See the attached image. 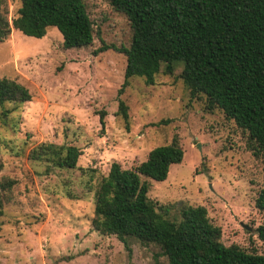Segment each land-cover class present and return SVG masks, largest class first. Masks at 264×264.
Masks as SVG:
<instances>
[{"label":"rangeland","instance_id":"obj_1","mask_svg":"<svg viewBox=\"0 0 264 264\" xmlns=\"http://www.w3.org/2000/svg\"><path fill=\"white\" fill-rule=\"evenodd\" d=\"M0 1L12 21L20 3ZM84 1L100 29L89 46L65 49L56 27L42 38L13 29L0 41V78L32 93L30 101L0 105V264H168L158 245L101 234L92 219L112 163L136 166L174 137L183 161L163 181L143 177L149 197L169 206L170 218H180L183 205H203L226 246L264 254V210L256 207L264 155L221 108L208 109L206 95L191 96L180 67L159 73L154 84L134 76L120 94L127 58L116 48L130 44L129 21L109 0ZM103 45L109 48L97 51ZM120 100L128 118L119 113ZM43 142L80 147L77 166L30 157Z\"/></svg>","mask_w":264,"mask_h":264},{"label":"trees","instance_id":"obj_2","mask_svg":"<svg viewBox=\"0 0 264 264\" xmlns=\"http://www.w3.org/2000/svg\"><path fill=\"white\" fill-rule=\"evenodd\" d=\"M13 1L20 5L12 21L0 1V41L13 29L42 38L56 27L63 47L69 49L89 46L100 35L84 0ZM109 1L128 19L132 31L130 44L116 48L127 58L120 94L134 76L154 84L159 73L172 75L180 67L191 96L206 95L208 109L221 108L248 133L255 154L264 155V0ZM108 48L103 45L97 51ZM31 99L27 86L0 78V105ZM127 109L120 100L119 113L125 118ZM104 115L101 111L103 126ZM82 153L76 145L43 142L29 155L67 169L77 166ZM184 153L174 137L171 143L153 148L136 166L123 168L113 162L96 191L94 229L114 234L124 243L130 237L158 245L168 264H264V254L248 252L238 244L226 246L221 241L222 228L211 221L205 206L183 205L180 218H170L169 206H158L149 197L150 185L143 177L167 179L172 164L182 162ZM4 187L10 188L11 182ZM256 207L264 210V189ZM259 230L264 238V226Z\"/></svg>","mask_w":264,"mask_h":264}]
</instances>
